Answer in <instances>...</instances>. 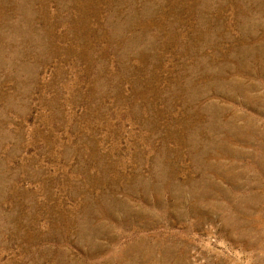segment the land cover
Wrapping results in <instances>:
<instances>
[{
	"label": "rangeland",
	"instance_id": "obj_1",
	"mask_svg": "<svg viewBox=\"0 0 264 264\" xmlns=\"http://www.w3.org/2000/svg\"><path fill=\"white\" fill-rule=\"evenodd\" d=\"M0 264H264V0H0Z\"/></svg>",
	"mask_w": 264,
	"mask_h": 264
}]
</instances>
